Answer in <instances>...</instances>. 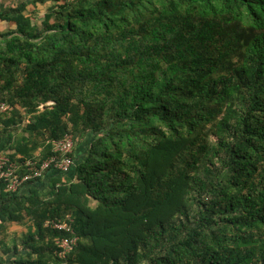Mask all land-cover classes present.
I'll return each mask as SVG.
<instances>
[{
	"label": "trees",
	"instance_id": "1",
	"mask_svg": "<svg viewBox=\"0 0 264 264\" xmlns=\"http://www.w3.org/2000/svg\"><path fill=\"white\" fill-rule=\"evenodd\" d=\"M0 22V153L21 175L74 141L67 173L0 183V264H264V0H0Z\"/></svg>",
	"mask_w": 264,
	"mask_h": 264
},
{
	"label": "built area",
	"instance_id": "2",
	"mask_svg": "<svg viewBox=\"0 0 264 264\" xmlns=\"http://www.w3.org/2000/svg\"><path fill=\"white\" fill-rule=\"evenodd\" d=\"M13 109V106L10 104L0 102V118L5 115H10ZM73 145V137L69 135L64 136L58 141H52V155L40 165H37V167L31 162H26L24 167L27 173L21 175L18 174L21 167L11 162L5 154L0 153V183H5L6 191L15 192L23 183L39 178L50 167L62 173H67L74 165L73 160L69 157V154L73 150ZM46 226L71 234L70 238L57 239L56 241L58 257L64 259L77 242V237L73 235L71 225L68 222L52 221L46 223Z\"/></svg>",
	"mask_w": 264,
	"mask_h": 264
},
{
	"label": "rangeland",
	"instance_id": "3",
	"mask_svg": "<svg viewBox=\"0 0 264 264\" xmlns=\"http://www.w3.org/2000/svg\"><path fill=\"white\" fill-rule=\"evenodd\" d=\"M8 28H9V25H7L6 23H2V22H0V30L5 31V30H7ZM12 229H13V230H16V231H19V230H22L23 227H20V226H17V225H13V226H12Z\"/></svg>",
	"mask_w": 264,
	"mask_h": 264
}]
</instances>
